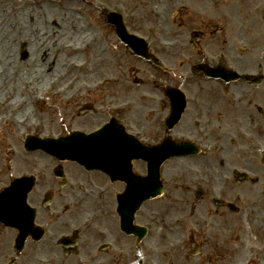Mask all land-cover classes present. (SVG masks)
Segmentation results:
<instances>
[{"label": "flooded vegetation", "instance_id": "obj_1", "mask_svg": "<svg viewBox=\"0 0 264 264\" xmlns=\"http://www.w3.org/2000/svg\"><path fill=\"white\" fill-rule=\"evenodd\" d=\"M131 1L139 14L135 30L147 35L152 52L161 61L157 66L141 59L139 71L149 66L152 76L160 74L159 79L164 78L167 85L180 88L185 109L175 124L168 121L173 115V95L167 96L155 86L149 95L140 96L134 112L121 114L117 120L135 128L138 136L150 143L193 141L201 154L167 159L161 166L167 187L181 173L188 175L190 167L200 173L196 177L214 178L217 188L225 186L219 195L226 203L206 192L209 207L244 210L257 226L252 227L253 232L257 229L253 237L264 242V0H232L230 5L222 0ZM174 3L183 4L176 16L170 9ZM150 25L155 29L145 31ZM207 70L213 71L212 75ZM232 70L258 76V85L230 78ZM211 84L218 98L212 93L205 111L204 86ZM208 151L217 154L205 156ZM132 156L131 152H107L106 162L118 166L116 177L66 163L63 179L54 174L59 165L54 159L45 164L47 170L34 169L37 181L29 202L37 209L36 222L45 235L41 240L28 237L19 252L14 230L15 264L253 263L254 247L263 249L262 242L256 244L247 234L250 248L244 254L237 239L238 224L228 223L223 238L205 237L199 231L193 243L187 238L189 224L183 199L175 201L169 192L160 198L151 195L138 205L141 178L148 174L155 178L157 168L153 158L149 162ZM180 162L186 165H175ZM229 167H241L258 176L254 179L247 173L236 185L223 182L224 177H230ZM35 192L42 194L36 198ZM170 206L181 212L171 218ZM130 208L134 213L128 220L126 210ZM142 226L149 227L148 235L142 234ZM256 264H264L263 253L257 256Z\"/></svg>", "mask_w": 264, "mask_h": 264}, {"label": "rangeland", "instance_id": "obj_2", "mask_svg": "<svg viewBox=\"0 0 264 264\" xmlns=\"http://www.w3.org/2000/svg\"><path fill=\"white\" fill-rule=\"evenodd\" d=\"M0 4L6 6L9 9H14L16 12H24L26 9V3L24 0H0ZM169 5V4H168ZM38 8H32L29 9L28 12H30V16L33 15L31 18L24 19L23 20V34H28L29 30L30 33L33 35H38L37 39H45L47 42H54L60 41L63 42V44L66 43H72L74 47L77 49V46L80 45L79 42H83L84 40L87 41V39L90 36H93L96 39H99L101 42L100 47L97 49H90L87 47L85 49L86 53H81L76 50H71L67 47L59 46L58 44L54 46L53 49V57L51 59V63L48 65L44 64L43 66V72L42 74L37 78L35 87V94H33L31 91L26 89L24 85H22L21 80H18L14 78V80L7 82L6 84L1 85L0 88H7V91L10 92L7 96H4L0 94V98H3L7 104H10L11 102L8 101V99H14V101L21 100L22 104L20 106H16L14 110H6L5 107H0V186L1 184H4L5 182H8L10 175H19L25 172V170H33V169H45L47 170V167L45 166L46 158L41 154H33L28 155L24 150V137L26 133L39 130L42 134H62L64 132L69 131L72 127H76L77 124H75V121H71V116L73 112V107H75L76 102H80V105L82 104L81 100L86 97V94L84 96L78 95L74 99H72V96H68L71 93L69 92L66 97L65 94H59L58 97L55 94H51L45 98V96H42L41 99L38 98V92H41L44 88H46L52 81H54L53 89L55 90H64L65 82L67 81L69 76H62L56 73L55 63L57 60H59L60 57L65 56L68 60L75 61L74 63L79 66L81 64L84 65L83 67V80H77L79 84L82 85L86 83H93L97 79H99L101 76L106 75L107 73H114L116 72L117 76L121 77L119 79H123L121 76L122 69V62L126 59V56L122 51L124 50L121 48L120 52H113L112 48V40H114L113 32L107 31L105 26H102L99 24L98 21H96V18H94L93 23H91L90 18L87 17L88 10L84 6H75L71 3H61V4H54L51 5L49 8L42 9L41 12L46 11L47 14H53L56 11V16L59 15V11L61 14L62 12L65 14L72 15L74 18L72 20L71 25H67V22L64 20H59V24L57 23V26L55 24L51 23V20H37L36 17L39 15V9ZM8 9V10H9ZM132 10V8H131ZM42 14V13H41ZM35 16V19H34ZM42 20H44L42 22ZM4 21H1L2 23ZM50 25L55 27V32L51 31ZM59 25V26H58ZM67 27V29H66ZM73 27V28H72ZM90 28V29H89ZM28 30V31H27ZM27 31V32H25ZM85 32H87L85 34ZM82 44V43H81ZM108 48L107 50H110L112 53H109L111 56V62L109 65L105 64V47ZM15 48L17 61H28L29 56L31 55V50L29 47L23 46V44L17 43ZM97 54H100L102 56V62L99 61L96 57ZM80 55V56H79ZM95 56V57H94ZM55 60V62H54ZM130 62H133L130 59ZM136 64V62L134 61ZM41 64V62H40ZM125 64L124 66H126ZM2 63H0V67H2ZM108 67V69L106 68ZM73 70V69H72ZM13 72V71H12ZM123 83V82H122ZM122 83L117 84L112 92L110 94L117 95L118 97L121 96V88ZM115 85V84H114ZM113 85V86H114ZM120 85V86H119ZM3 86V87H2ZM209 86L213 88H209ZM78 87H76L77 89ZM75 89V90H76ZM83 89V87H82ZM144 88H136V90H130L128 89V94L133 93L139 95L141 91H143ZM204 109L205 111H208V108L211 104V94H214V98H218V95L215 94L216 90L214 88V85H207L204 86ZM37 91V92H36ZM53 91V90H52ZM104 92L98 91L94 92V94L91 97H98L101 96ZM89 96V95H88ZM108 96V95H107ZM61 97V98H59ZM72 99V100H70ZM127 99V98H125ZM122 99V100H125ZM70 100V101H69ZM96 100V99H95ZM118 100V99H117ZM118 100V101H122ZM69 101V102H67ZM101 102L106 103L107 98L103 97L101 98ZM101 103L97 104V111L95 110V113L100 112L102 110ZM3 109V110H1ZM10 112V113H9ZM11 115V116H10ZM102 114H89V116L82 119L83 122L92 124L91 127L96 124H99L102 118ZM9 119V120H8ZM40 123V124H39ZM41 125V128L39 129ZM14 156V157H13ZM13 157V158H12ZM44 158V161L41 162V159ZM175 165H186L184 162L176 163ZM26 166H30V168H26ZM47 172L44 171L43 175H46ZM258 174H255V178H257ZM186 174H182L180 178L183 180L179 181V176H177V179H175V185H179L181 188L183 186H187V188L184 191H189L188 186H191L195 192L192 190V196L188 197V199L185 198V201H187L186 205V212L194 213L196 211L198 214H203L208 211L211 207H209V203L207 202V197L204 196L206 193L204 188L202 187V183L200 182L199 185L196 184L192 179H187ZM188 183V184H187ZM181 184L183 186H181ZM205 186V185H204ZM174 190V188H173ZM201 191V195L199 196V191ZM35 197L41 196L42 192H35ZM176 195H180V192H177ZM199 196V200H198ZM184 199V197L182 198ZM169 202V201H167ZM191 206V207H190ZM193 206V208H192ZM196 207V209H194ZM214 211L216 212L217 209L214 208ZM222 209H220L221 214ZM181 211L173 210L172 206L169 207L168 214L172 218L174 214H179ZM214 212V213H215ZM233 213V212H232ZM220 214H217V216L220 217ZM216 215V213H215ZM232 223L236 224V219L232 218L230 220ZM257 229L254 230L252 237L254 236V233ZM12 231L8 228L1 227L0 228V253L4 252V243L5 241L9 242L8 249L5 253L6 258H8V255L10 254V233ZM251 237V238H252ZM254 238V237H253ZM261 246H263L262 252H256L254 251V254H260L263 253L264 255V242L261 243ZM4 260H0V264H3ZM194 260H190L189 262L185 264H195L193 263ZM198 264H202L201 261H197Z\"/></svg>", "mask_w": 264, "mask_h": 264}, {"label": "bare ground", "instance_id": "obj_3", "mask_svg": "<svg viewBox=\"0 0 264 264\" xmlns=\"http://www.w3.org/2000/svg\"><path fill=\"white\" fill-rule=\"evenodd\" d=\"M8 9L9 8H7L6 6L0 4V22L4 21L0 23V63L5 65V67H0V84H6L7 82H10L14 80V78H16L18 80H21L22 85H24L26 89L34 93L35 87L37 86L35 85L36 80L43 72L42 65H49L51 63L53 52H51L48 43L44 39H37L38 35L31 34L30 30L28 34H23L22 22L24 19L31 18L32 15L30 16V12H16L14 9ZM61 16L63 19L60 18ZM53 17L54 16L52 14H47L45 11H43L40 16L36 17V19L54 20L52 19ZM59 19L66 21L67 25H71L72 20L74 18L72 17V15L63 13L59 15ZM44 20H42V22ZM50 29L51 31L55 32L54 26L50 25ZM86 33L87 32H85V34ZM17 43L26 44L29 46V49L31 50V55L27 62L17 61V56L15 52V45ZM69 49L73 50L72 47H69ZM74 62L75 61L73 60H68L65 56L60 57L54 66L56 68V73L64 77L69 76L70 78H68L67 81L72 79H78V81L80 79L83 80L84 70L80 66H77ZM78 81L74 83L71 89L68 91V93H71L68 96H73L83 91ZM76 87L78 88L76 89ZM0 94H4V96H6L10 94V92L7 91V88H0ZM67 94H65L64 97H66ZM0 107H10L9 109H12L16 107V104L14 101L11 105H8L5 103L3 98H0ZM249 209L250 208H247L246 211L248 212ZM226 226L228 227V218L225 216L222 217L221 223L218 226L220 233H216L217 237L223 238L222 236L227 234ZM252 233L253 228L248 226L245 232H243L241 229L237 237V239H239L240 243L243 245L242 250L244 254H247V250L250 248V245L246 241V235L249 234L248 236L252 237ZM244 240L245 242H243ZM254 240L256 241V244L257 242H262V239L254 238ZM7 241H5L4 243V252L0 253V259L5 256V253L8 249L9 244Z\"/></svg>", "mask_w": 264, "mask_h": 264}]
</instances>
